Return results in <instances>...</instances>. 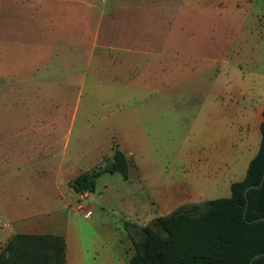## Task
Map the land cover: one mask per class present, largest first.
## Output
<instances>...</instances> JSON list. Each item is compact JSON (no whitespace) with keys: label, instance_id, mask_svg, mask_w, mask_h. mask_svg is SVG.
<instances>
[{"label":"crops","instance_id":"0c3cea01","mask_svg":"<svg viewBox=\"0 0 264 264\" xmlns=\"http://www.w3.org/2000/svg\"><path fill=\"white\" fill-rule=\"evenodd\" d=\"M185 1L189 0H103L97 5H87L88 9L97 8V12L93 11L92 25L82 26L86 33H92L94 47L114 50L118 64H121L120 59L131 60L144 55L162 59L161 66L155 68H148L145 63L144 82L135 85L130 94L129 118L120 116L113 122L116 135L111 136V142L126 156L127 169L134 172L137 183L151 180L156 171H165L164 176H155L159 179L155 186L165 191L160 195L164 204L173 199L181 204L214 198L209 196L217 188L228 195L230 183L243 178L250 158L258 149L259 122L264 109V93L252 95L248 85L244 86L242 73L235 83L232 71L212 67L219 57L221 62H228L221 54L217 55L222 53L224 39L194 37V43L209 44L196 45L194 50L180 47V43L192 41V37L171 34L172 28L192 24L184 17ZM192 1L197 8L194 26L213 29L223 23L211 17L214 15L212 8L203 6V0ZM239 1L224 0L223 10L230 12L232 19L223 24L236 27L235 21L244 9L238 6ZM11 2L16 4L8 6L17 11L18 19H0V74L24 75L34 66L35 60L47 55L52 32H57L59 26L58 12L72 11L73 0H35L37 4H28L25 0ZM244 2L247 3L245 7L250 4ZM29 7L35 10L38 28L50 30V39L40 35L26 37L24 26L22 36H10L15 26L25 23L24 12ZM207 11L209 18H203L202 23L200 16ZM65 17L67 21L68 15ZM216 32L214 29L209 34ZM95 58H102L101 53ZM191 59L197 62L192 63ZM171 120H175L177 126L170 140ZM50 123H56V118ZM45 132L24 136L15 141L12 150H3L1 155L4 163L18 165L35 160L39 163V171L45 170V175L25 182L28 189L7 193L4 204L13 216V233L59 235L64 243L63 264H127L133 248L119 226L109 222L104 227H87L89 238L84 237L78 217H88L95 208L90 201L94 187L75 191L68 180L88 170L89 166L84 167L74 158L65 159L64 152L59 154L55 164L50 159L46 161L45 157L51 156L52 147L56 145V134ZM177 159L183 167L178 165L179 174L171 176L167 162L174 163ZM47 162L50 165H45ZM149 183L154 185L152 181ZM16 194L25 200L15 199ZM29 195H38L40 200L30 205L27 203ZM114 197L131 204L117 192ZM141 207L140 220H133L137 225H145L154 217L144 211L143 205Z\"/></svg>","mask_w":264,"mask_h":264},{"label":"rangeland","instance_id":"374dc122","mask_svg":"<svg viewBox=\"0 0 264 264\" xmlns=\"http://www.w3.org/2000/svg\"><path fill=\"white\" fill-rule=\"evenodd\" d=\"M34 1L25 0L28 4H37ZM101 1L103 0H73L72 11L58 12L59 26L57 32H52L51 47L47 55L35 60L34 66L24 75L0 74V249L8 235L15 231L12 213L4 204L7 193L12 190L16 192L18 189H28L24 186L25 182L45 175V170L39 171V163L35 160L18 165L12 162L4 163L1 159L3 150L5 152L12 150L15 141L24 139L26 135L30 136L38 131L53 132L56 134L54 136L56 145L52 147L51 156L45 157L46 161L50 159L53 161L51 163L55 164L59 154L64 152L65 159L74 158L84 167L92 168L112 154L114 143L111 142V136L116 135L113 122L120 116L129 118L130 94L135 85L144 82L145 63L149 65L148 68L161 66V57L154 58L153 55L131 60L120 59L121 64H118L119 59L114 55V50L108 48L102 50L93 46L92 33H86L84 27L91 24L94 18L93 11L96 13L97 8L88 9L87 5H97ZM244 1L240 0L238 3V6H244V9L238 12L240 17L237 20L234 16L236 20L234 27L223 24L232 19L230 12L223 10L224 0H203V6L205 4L206 8L207 6L212 8L211 14L214 15L211 17L215 21L223 22L213 29L194 26L196 5L192 0L185 1L187 3L184 17L192 24L172 28L171 34L179 33L192 37L191 42L180 43L184 50H194L196 45L204 47L209 44L194 43V37L213 36L215 39L218 37L224 39L222 53L219 52L217 55L221 54L228 62H221L219 57L212 67L232 71L235 83L239 81L238 74L242 73L244 86L248 85L250 93L261 94L264 93V0H246L250 2L247 7ZM10 4L16 3L11 0H0V19H18L17 11L9 7ZM24 13L25 23L15 26L14 30L10 31V36L18 34L22 36L24 26L26 37L40 35L49 38L50 30L38 28L34 8L29 7ZM70 13L73 15L72 18ZM65 14L68 15L67 21ZM209 15L207 11L200 16L202 23L203 18H209ZM214 29L217 32L209 34V31ZM54 34L56 38H53ZM5 36L8 34L5 33ZM99 52L102 58H95ZM103 52L106 53L105 56ZM191 61L197 62L193 59ZM30 62L28 61V65ZM239 67L242 70H238ZM138 93L140 91H137ZM52 118H56V123H50ZM169 125L171 140L176 134L177 123L171 120ZM156 134L158 135V132ZM47 163L45 165H50ZM178 165L183 167L178 159L174 163L167 162L169 175L179 174ZM133 173L131 169H127V179H123L118 172L104 171L95 178L90 201L96 206L88 217L81 215L78 217L84 237L87 227H104L109 222L126 232L123 221L133 223L137 219L140 220L141 205L144 211L152 216L167 214L180 205L177 199H173L169 204H164L161 200L160 195L165 191L162 192L161 188L155 186L159 181L155 176L162 177L165 171H156L151 180L149 178L140 183H137ZM127 181L130 183L126 184ZM114 192L124 196L125 200H130L131 204L117 200ZM223 193L217 188L209 197L224 196L228 192ZM18 196L16 194L15 199L25 200L23 196ZM38 199L40 200L38 195H29L27 203L34 205ZM129 246L132 247L130 242Z\"/></svg>","mask_w":264,"mask_h":264},{"label":"trees","instance_id":"16d2710c","mask_svg":"<svg viewBox=\"0 0 264 264\" xmlns=\"http://www.w3.org/2000/svg\"><path fill=\"white\" fill-rule=\"evenodd\" d=\"M260 140L243 178L232 181L227 196L183 203L167 214L154 216L145 225L123 221L133 251L127 264H247L251 254L264 249V118L259 122ZM128 160L116 146L88 170L68 180L75 191L92 190L101 172L126 177ZM244 209L245 218L242 217ZM63 239L51 233H12L0 249V264H63ZM250 264H264V254Z\"/></svg>","mask_w":264,"mask_h":264},{"label":"water","instance_id":"95a60500","mask_svg":"<svg viewBox=\"0 0 264 264\" xmlns=\"http://www.w3.org/2000/svg\"><path fill=\"white\" fill-rule=\"evenodd\" d=\"M262 114H263V118H264V109H263ZM263 176H264V169H263V171L261 173V176H260V179H259V181L257 183H250V184H247V185H245L243 187L242 194L244 196V202L245 203H246V200H247V198H246L247 189L250 188V187L258 186L262 182ZM242 217L245 218L244 209L242 211ZM259 219H264V215H259V216L253 217L251 219H248L247 221H254V220H259ZM262 254H264V249L262 251H257V252H254L253 254H251L249 256V258H248L247 264H250L253 258H255V257L259 256V255H262Z\"/></svg>","mask_w":264,"mask_h":264}]
</instances>
